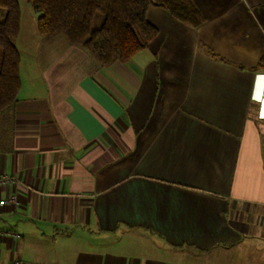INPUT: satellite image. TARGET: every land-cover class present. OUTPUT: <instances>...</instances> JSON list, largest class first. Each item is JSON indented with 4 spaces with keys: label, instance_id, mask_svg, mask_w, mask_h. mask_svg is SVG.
Segmentation results:
<instances>
[{
    "label": "crops",
    "instance_id": "1",
    "mask_svg": "<svg viewBox=\"0 0 264 264\" xmlns=\"http://www.w3.org/2000/svg\"><path fill=\"white\" fill-rule=\"evenodd\" d=\"M166 1L108 67L20 27L0 264H264V0H191L189 19Z\"/></svg>",
    "mask_w": 264,
    "mask_h": 264
},
{
    "label": "trees",
    "instance_id": "2",
    "mask_svg": "<svg viewBox=\"0 0 264 264\" xmlns=\"http://www.w3.org/2000/svg\"><path fill=\"white\" fill-rule=\"evenodd\" d=\"M38 14L43 38L64 36L83 47L103 67L127 62L157 36L148 20L155 0H27ZM162 5V4H161ZM175 16L189 19L198 13L191 0L163 3ZM21 27L18 0H0V113L14 106L21 88V56L16 40ZM259 68L264 69V57Z\"/></svg>",
    "mask_w": 264,
    "mask_h": 264
},
{
    "label": "rangeland",
    "instance_id": "3",
    "mask_svg": "<svg viewBox=\"0 0 264 264\" xmlns=\"http://www.w3.org/2000/svg\"><path fill=\"white\" fill-rule=\"evenodd\" d=\"M19 5H20V9H21V28H22V38L23 36L26 35V37H29V34L31 32L34 33V31H36L37 28V18H38V14L35 12L34 8L32 7V5L30 3H28L27 0H18ZM61 36V35H60ZM20 43L19 44V48L22 52L24 61L26 60L25 55H24V51H23V40H19ZM117 249H120L123 244L119 243L116 245ZM138 247H140V245H137ZM144 249V248H143Z\"/></svg>",
    "mask_w": 264,
    "mask_h": 264
},
{
    "label": "built area",
    "instance_id": "4",
    "mask_svg": "<svg viewBox=\"0 0 264 264\" xmlns=\"http://www.w3.org/2000/svg\"><path fill=\"white\" fill-rule=\"evenodd\" d=\"M4 180H6V181H13L14 180V178H12V177H6ZM11 201H15L16 200V198L15 197H12L11 199H10ZM5 203V201L4 200H2V201H0V204H4ZM16 237H19V235H17L16 234Z\"/></svg>",
    "mask_w": 264,
    "mask_h": 264
},
{
    "label": "snow or ice",
    "instance_id": "5",
    "mask_svg": "<svg viewBox=\"0 0 264 264\" xmlns=\"http://www.w3.org/2000/svg\"><path fill=\"white\" fill-rule=\"evenodd\" d=\"M258 98V97H257Z\"/></svg>",
    "mask_w": 264,
    "mask_h": 264
}]
</instances>
